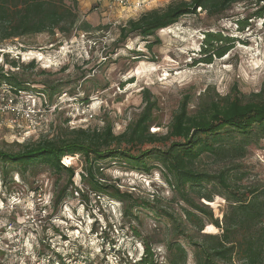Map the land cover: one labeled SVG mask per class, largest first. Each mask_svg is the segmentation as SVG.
Segmentation results:
<instances>
[{"label":"rangeland","instance_id":"rangeland-1","mask_svg":"<svg viewBox=\"0 0 264 264\" xmlns=\"http://www.w3.org/2000/svg\"><path fill=\"white\" fill-rule=\"evenodd\" d=\"M77 1L80 16L94 27L92 31H74L70 36L31 34L0 44V63L5 58L18 60L23 65L18 75L31 80L35 90L49 84L59 89L52 100L48 92L41 96L38 107L45 116L34 130L25 124L21 129L1 127L0 151L17 152L26 144L65 137L72 128L99 129L111 123L115 133H121L143 111L147 89L158 107L150 131L165 134L186 96L195 110L209 94L236 92L246 100L263 88L264 15L249 19L243 31L236 20L259 12L264 0L256 5L250 0L234 3L221 16L210 17L199 8L197 14L180 18L149 40L130 36L124 42L118 41L120 25L179 0H143L139 9H124L106 0ZM211 31L231 37L234 45L225 56L212 54V62L206 63L202 43L204 33ZM32 60L35 66L29 67ZM63 163L75 168L73 178L40 164L24 175L13 172L8 183L0 163V264H61L60 254L66 264H82L85 258L93 260L92 264H126L142 258L147 245L165 264L171 238L186 245L187 264H195L192 247L184 237L174 236V221L165 215L169 211L182 216L184 204L166 184L158 161L152 162L157 166L150 172L128 168L119 160L101 164L100 181L119 187L139 202L151 203L150 208L136 205L135 217L129 218H123L124 203L91 191L82 181L83 158L67 155ZM199 167L212 172L233 167L239 184L264 186V138L248 144L242 158L219 162L204 155ZM205 203L216 216L226 206L219 195ZM11 225L15 232L9 229ZM205 231L218 232L215 227Z\"/></svg>","mask_w":264,"mask_h":264},{"label":"trees","instance_id":"trees-1","mask_svg":"<svg viewBox=\"0 0 264 264\" xmlns=\"http://www.w3.org/2000/svg\"><path fill=\"white\" fill-rule=\"evenodd\" d=\"M245 1L179 0L165 8L145 11L138 18L120 25L118 41H127L130 36L146 41L163 28L178 23L180 18L197 14L199 8L210 17L221 16L232 4ZM249 2L256 5L259 0ZM263 15L264 5L254 15L236 21L243 31L250 25L249 19ZM93 28L81 18L77 0H72L71 4L66 0H0V44L31 34L48 32L55 35L60 32L70 36L74 31L90 32ZM204 39L201 53L206 54L207 58H203L206 63L212 62V54L225 56L234 45L231 37L212 31L205 32ZM148 44L150 48L153 46V42ZM8 64L9 70L5 68ZM21 66L18 60L6 58L0 63V93L3 90L14 94L36 92L44 95L48 92L52 100L59 91L58 85L49 84L43 90H35L31 80L18 75ZM32 66H35L33 60L29 64ZM262 87L260 93L246 100L236 92L228 96L209 94L195 110H191L186 96L173 114L165 134L150 131L158 107L151 91L144 90V109L123 132L115 133L111 123L99 129L72 128L65 137L26 144L17 152L2 150V177L8 183L13 172L24 175L30 168L43 164L56 173H66L73 178L75 168L65 165L63 158L79 155L84 160L82 181L91 191L124 203L123 218H129L135 217L136 205L150 208L151 203L149 200L139 202L132 194L100 181L99 175H103L100 173L101 164L119 160L128 168L150 172L157 166L152 163L156 160L166 184L174 189L177 200L184 204L182 216L169 211H165V215L174 221V236L184 237L192 247L195 264H264V186L239 184V174L233 167L216 172L199 167L204 155L219 162L242 158L248 144L256 138H264V83ZM85 100L89 102L88 98ZM216 195L226 203L221 216H216L205 203L213 202ZM206 227H215L218 232H207ZM165 251V264L188 263L187 247L176 238L169 240ZM142 255V258L126 264H163L150 245ZM58 256L61 264H66L62 255Z\"/></svg>","mask_w":264,"mask_h":264},{"label":"built area","instance_id":"built-area-1","mask_svg":"<svg viewBox=\"0 0 264 264\" xmlns=\"http://www.w3.org/2000/svg\"><path fill=\"white\" fill-rule=\"evenodd\" d=\"M111 5L115 4L124 9L128 7H133L139 9L143 6V0L134 1L131 0H106ZM40 94H35L31 92H19V93H10L8 90H3L0 93V129L5 125L14 127L15 129H21L23 124L29 128V130H34L37 128L38 122L43 121L44 110L38 107V102L41 100ZM14 227V226H13ZM12 225L9 228L11 231L15 232V227ZM7 229V232H9ZM1 243V242H0ZM3 243H1L2 245ZM5 244V243H4ZM7 245V244H6ZM41 245V243H39ZM37 254H40L39 250H36ZM49 262L51 260L49 259ZM82 264H92L91 260L88 258L81 259Z\"/></svg>","mask_w":264,"mask_h":264}]
</instances>
